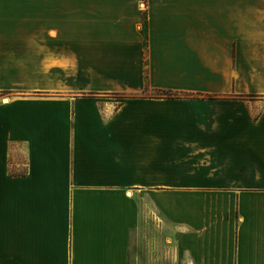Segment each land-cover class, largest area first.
<instances>
[{
  "label": "crops",
  "instance_id": "1",
  "mask_svg": "<svg viewBox=\"0 0 264 264\" xmlns=\"http://www.w3.org/2000/svg\"><path fill=\"white\" fill-rule=\"evenodd\" d=\"M132 233L264 264V0H0V264H131Z\"/></svg>",
  "mask_w": 264,
  "mask_h": 264
},
{
  "label": "rangeland",
  "instance_id": "2",
  "mask_svg": "<svg viewBox=\"0 0 264 264\" xmlns=\"http://www.w3.org/2000/svg\"><path fill=\"white\" fill-rule=\"evenodd\" d=\"M151 228L152 227L147 228L146 232L149 230H153ZM153 238H149V239H146V237L144 238L145 239L144 245L145 244L147 245V246L145 245L146 253L149 250L148 246H151V245L154 246L156 243V242L154 243ZM130 247H131V251H130L131 252V264H147L148 263L145 261L146 255L145 253H143L142 243H139V238L136 233H132L130 236ZM159 251H162V250L159 249ZM157 257H160V258H157ZM157 257L155 256L154 258H150V263L151 264H168V262L165 261V258L161 256L160 252H159V255H157Z\"/></svg>",
  "mask_w": 264,
  "mask_h": 264
},
{
  "label": "trees",
  "instance_id": "3",
  "mask_svg": "<svg viewBox=\"0 0 264 264\" xmlns=\"http://www.w3.org/2000/svg\"><path fill=\"white\" fill-rule=\"evenodd\" d=\"M142 34H143V38H144V49H143V54L145 57V63L147 61L146 55H147V29H146V17L145 15H142ZM168 95H172V94H168Z\"/></svg>",
  "mask_w": 264,
  "mask_h": 264
}]
</instances>
